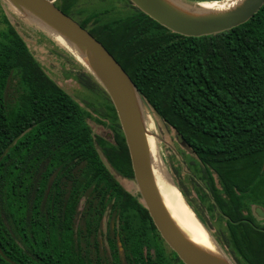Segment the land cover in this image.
I'll return each mask as SVG.
<instances>
[{"label": "trees", "instance_id": "trees-1", "mask_svg": "<svg viewBox=\"0 0 264 264\" xmlns=\"http://www.w3.org/2000/svg\"><path fill=\"white\" fill-rule=\"evenodd\" d=\"M81 1L56 5L105 46L145 103L196 156L194 175L203 187L195 189L210 216L219 214V245L235 264H264V223L253 211V206L264 209V6L231 31L188 38L128 0L132 12L110 22L105 13L85 17ZM3 25L0 249L5 257L15 264H184L160 236L140 196L126 191L110 171L134 179L104 89L89 73L91 82L83 75L77 79L101 95L100 117L107 122L96 121L113 133V143L94 134L92 115L48 76L6 16ZM9 81H16L15 93L5 99ZM0 264L10 263L0 256Z\"/></svg>", "mask_w": 264, "mask_h": 264}, {"label": "water", "instance_id": "water-1", "mask_svg": "<svg viewBox=\"0 0 264 264\" xmlns=\"http://www.w3.org/2000/svg\"><path fill=\"white\" fill-rule=\"evenodd\" d=\"M5 1L24 19L35 24L51 40L56 42L54 37L58 36L67 43L70 50L61 48L71 55L107 93L126 140L140 201L148 210L168 248L184 264H235L199 219L171 178L186 206L219 250V256L198 245L175 218L153 173L152 162L148 154L145 101L130 76L114 56L88 30L61 11L56 5L57 0ZM128 1L162 27L188 38L210 37L231 31L248 23L264 6V0H242L230 10L216 12L203 8L206 2L188 6L180 0ZM220 2L225 1L206 4ZM56 43L60 46L58 42ZM177 140L181 146L189 149L180 134H177ZM256 212L260 218L264 219L263 210L257 209ZM120 250L122 252L121 245ZM0 255L6 259L1 249Z\"/></svg>", "mask_w": 264, "mask_h": 264}, {"label": "rangeland", "instance_id": "rangeland-1", "mask_svg": "<svg viewBox=\"0 0 264 264\" xmlns=\"http://www.w3.org/2000/svg\"><path fill=\"white\" fill-rule=\"evenodd\" d=\"M215 1L222 0H180V2L188 6H194L199 2L212 3ZM78 8L84 13L85 17L95 12L105 13L103 18L106 22L123 18L132 12V5L127 0H82ZM2 16L8 18L48 76L92 115L89 124L94 134L103 138H108L109 136V140L112 141L111 131L96 121L97 119L107 122L103 117H100L105 112L101 95L84 89L77 80L80 75H83L87 79L86 81L91 82L92 80L89 78L88 72L61 46L51 40L35 24L24 19L5 0H0V29L4 28ZM96 111H99V113L96 114ZM144 112L147 125L153 127V132L157 137L160 156L163 159L168 174L174 183L177 186L180 185L183 188L182 191L187 193L193 210L209 228L214 239L218 241L217 239L221 238L223 229V224L219 221V214H215V217L212 218L195 194L197 189L201 186L203 187L201 181L194 175L196 169L194 164L198 163L196 156L190 149L184 148L179 144L176 132L167 126L146 103L144 104ZM104 161L106 162L105 159ZM110 170L126 191L134 196H139V190L134 180L121 178L113 169L110 168ZM196 184L198 186L197 189H195ZM82 208L83 205L81 206V210ZM257 218L261 223H264V220L262 221L259 217ZM106 222L107 218L103 224L102 237L106 232ZM79 224L80 221L77 225ZM100 239L102 241L103 238ZM222 249L232 260L233 258L229 254L228 249L225 247H222Z\"/></svg>", "mask_w": 264, "mask_h": 264}, {"label": "bare ground", "instance_id": "bare-ground-1", "mask_svg": "<svg viewBox=\"0 0 264 264\" xmlns=\"http://www.w3.org/2000/svg\"><path fill=\"white\" fill-rule=\"evenodd\" d=\"M241 1L242 0H229L213 4L205 3L203 5V8L210 11L222 12L234 8ZM54 39L60 44L61 47L70 50V47H68L69 45L65 43L60 37L55 36ZM146 141L148 154L152 162L153 173L156 176L161 191L178 223L195 240L198 245L219 256V250L205 233L193 213L186 206L181 194L179 193L171 177L167 173L164 162L160 156L157 137L153 132L152 126H148Z\"/></svg>", "mask_w": 264, "mask_h": 264}, {"label": "flooded vegetation", "instance_id": "flooded-vegetation-1", "mask_svg": "<svg viewBox=\"0 0 264 264\" xmlns=\"http://www.w3.org/2000/svg\"><path fill=\"white\" fill-rule=\"evenodd\" d=\"M2 23H3V16H2ZM1 30V29H0ZM16 85V81H13V83L11 82V81H9V84L7 85V92H6V96H5V99H9V98H11L12 96H13V94L15 93V86ZM112 137H113V140L111 141V140H109V136H108V138L106 137V138H104L105 140H107L108 142H110V143H113L114 142V136H113V133L111 132V134H110ZM110 136V137H111ZM100 137V136H99ZM103 138V137H102ZM111 171V170H110ZM55 176H57L56 174H54V175H52V177L49 179L50 181H49V189H48V192H49V190H50V188H51V181H53L54 179H55ZM120 176V175H119ZM115 177V176H114ZM122 178V177H121ZM134 180V179H133ZM120 183V182H119ZM196 197H197V199L200 201V198H199V195H198V193H197V191H196ZM140 196V195H139ZM188 198H189V196H188ZM84 203H85V200H82L81 201V203H80V206H79V208H78V215H77V217H76V220H75V222L78 224V222L80 221L81 222V214H82V212H83V209H84ZM200 203H201V201H200ZM83 205V208H82V210H81V206ZM201 205L204 207V205L201 203ZM257 209H261V210H263V212H264V209H262V208H260V207H257V206H253V211H254V214H255V216H256V218L257 217H259L258 215H257ZM208 212V211H207ZM209 214V213H208ZM210 215V214H209ZM107 218V222H106V228H107V224H108V220H109V218H108V214L104 217V219H103V224H104V221H105V219ZM260 218V217H259ZM260 219H262V221L264 220L263 218H260ZM257 220H258V222H261L258 218H257ZM77 224H76V226H77ZM1 256V255H0ZM5 256V255H4ZM2 257V256H1ZM3 258V257H2ZM6 258V257H5ZM4 259V258H3ZM4 260H6L8 263H13V262H11L9 259H4ZM15 264V263H14Z\"/></svg>", "mask_w": 264, "mask_h": 264}]
</instances>
